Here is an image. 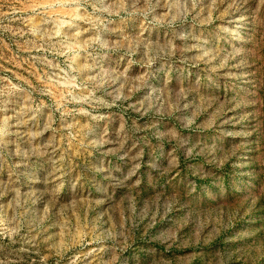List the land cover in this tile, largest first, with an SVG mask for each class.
I'll return each mask as SVG.
<instances>
[{
    "label": "rangeland",
    "instance_id": "374dc122",
    "mask_svg": "<svg viewBox=\"0 0 264 264\" xmlns=\"http://www.w3.org/2000/svg\"><path fill=\"white\" fill-rule=\"evenodd\" d=\"M0 264H264V0H0Z\"/></svg>",
    "mask_w": 264,
    "mask_h": 264
}]
</instances>
